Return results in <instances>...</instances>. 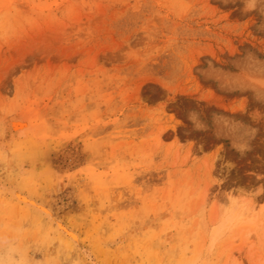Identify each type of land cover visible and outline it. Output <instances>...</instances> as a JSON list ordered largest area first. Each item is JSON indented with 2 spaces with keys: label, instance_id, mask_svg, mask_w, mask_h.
<instances>
[{
  "label": "rangeland",
  "instance_id": "1",
  "mask_svg": "<svg viewBox=\"0 0 264 264\" xmlns=\"http://www.w3.org/2000/svg\"><path fill=\"white\" fill-rule=\"evenodd\" d=\"M0 264H264V0H0Z\"/></svg>",
  "mask_w": 264,
  "mask_h": 264
},
{
  "label": "bare ground",
  "instance_id": "2",
  "mask_svg": "<svg viewBox=\"0 0 264 264\" xmlns=\"http://www.w3.org/2000/svg\"><path fill=\"white\" fill-rule=\"evenodd\" d=\"M18 197V196H17ZM24 197V196H23ZM24 200V199H23ZM42 208H40V210H41Z\"/></svg>",
  "mask_w": 264,
  "mask_h": 264
}]
</instances>
